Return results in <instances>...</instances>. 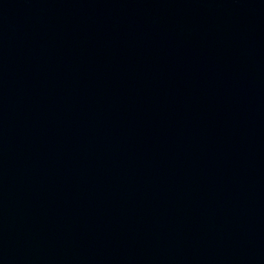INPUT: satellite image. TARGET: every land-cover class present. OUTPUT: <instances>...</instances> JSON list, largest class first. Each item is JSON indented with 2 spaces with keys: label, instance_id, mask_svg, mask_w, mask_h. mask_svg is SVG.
Returning <instances> with one entry per match:
<instances>
[{
  "label": "water",
  "instance_id": "1",
  "mask_svg": "<svg viewBox=\"0 0 264 264\" xmlns=\"http://www.w3.org/2000/svg\"><path fill=\"white\" fill-rule=\"evenodd\" d=\"M0 264H264V0H0Z\"/></svg>",
  "mask_w": 264,
  "mask_h": 264
}]
</instances>
